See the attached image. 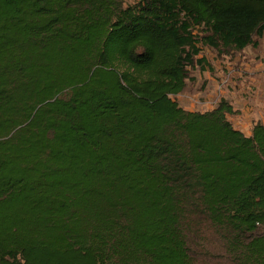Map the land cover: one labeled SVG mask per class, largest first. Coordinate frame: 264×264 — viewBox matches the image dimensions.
Masks as SVG:
<instances>
[{
	"label": "trees",
	"instance_id": "1",
	"mask_svg": "<svg viewBox=\"0 0 264 264\" xmlns=\"http://www.w3.org/2000/svg\"><path fill=\"white\" fill-rule=\"evenodd\" d=\"M264 0H0V264H264V124L172 97L258 48Z\"/></svg>",
	"mask_w": 264,
	"mask_h": 264
},
{
	"label": "rangeland",
	"instance_id": "2",
	"mask_svg": "<svg viewBox=\"0 0 264 264\" xmlns=\"http://www.w3.org/2000/svg\"><path fill=\"white\" fill-rule=\"evenodd\" d=\"M203 56L211 70L202 73L192 71V81L187 83L181 94L172 98L190 111L212 109L220 98H225L236 111L228 119L235 129L242 131V51L219 56L214 50L205 48ZM193 242L196 245L191 243L190 246L198 254L197 264H232L212 228L203 225Z\"/></svg>",
	"mask_w": 264,
	"mask_h": 264
},
{
	"label": "crops",
	"instance_id": "3",
	"mask_svg": "<svg viewBox=\"0 0 264 264\" xmlns=\"http://www.w3.org/2000/svg\"><path fill=\"white\" fill-rule=\"evenodd\" d=\"M264 124V36L256 49L242 50V132Z\"/></svg>",
	"mask_w": 264,
	"mask_h": 264
}]
</instances>
